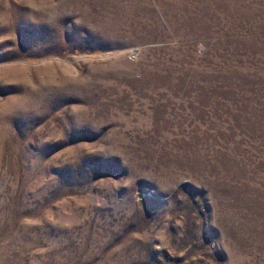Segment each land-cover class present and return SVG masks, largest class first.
Returning a JSON list of instances; mask_svg holds the SVG:
<instances>
[{
	"label": "rangeland",
	"instance_id": "rangeland-1",
	"mask_svg": "<svg viewBox=\"0 0 264 264\" xmlns=\"http://www.w3.org/2000/svg\"><path fill=\"white\" fill-rule=\"evenodd\" d=\"M0 264H264V0H0Z\"/></svg>",
	"mask_w": 264,
	"mask_h": 264
}]
</instances>
